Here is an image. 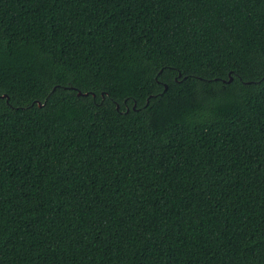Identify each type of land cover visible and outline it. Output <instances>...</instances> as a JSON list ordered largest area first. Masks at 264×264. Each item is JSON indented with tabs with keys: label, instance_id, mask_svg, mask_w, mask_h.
I'll use <instances>...</instances> for the list:
<instances>
[{
	"label": "trees",
	"instance_id": "1",
	"mask_svg": "<svg viewBox=\"0 0 264 264\" xmlns=\"http://www.w3.org/2000/svg\"><path fill=\"white\" fill-rule=\"evenodd\" d=\"M0 264H264V0H0Z\"/></svg>",
	"mask_w": 264,
	"mask_h": 264
},
{
	"label": "water",
	"instance_id": "2",
	"mask_svg": "<svg viewBox=\"0 0 264 264\" xmlns=\"http://www.w3.org/2000/svg\"><path fill=\"white\" fill-rule=\"evenodd\" d=\"M165 87H166V86H165ZM77 94H78V95H80V94H84V95H86V94H88V93H87V92L82 93L81 91H78ZM2 96H4V95H2ZM38 104H39V103H38Z\"/></svg>",
	"mask_w": 264,
	"mask_h": 264
},
{
	"label": "bare ground",
	"instance_id": "3",
	"mask_svg": "<svg viewBox=\"0 0 264 264\" xmlns=\"http://www.w3.org/2000/svg\"><path fill=\"white\" fill-rule=\"evenodd\" d=\"M226 82V81H225ZM149 217V216H148ZM161 240V239H160ZM160 247V246H159Z\"/></svg>",
	"mask_w": 264,
	"mask_h": 264
}]
</instances>
